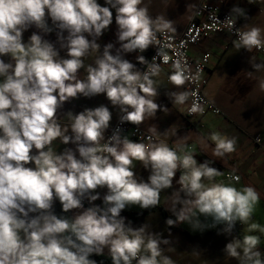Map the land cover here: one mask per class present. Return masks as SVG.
Here are the masks:
<instances>
[{
	"label": "clouds",
	"instance_id": "clouds-1",
	"mask_svg": "<svg viewBox=\"0 0 264 264\" xmlns=\"http://www.w3.org/2000/svg\"><path fill=\"white\" fill-rule=\"evenodd\" d=\"M232 17L246 18L247 12L234 4L223 21L211 14L208 19L226 25L238 50L264 48L261 28H237ZM113 23L115 43L102 46L99 40ZM175 30L172 20L149 15L143 0H0V264H97L91 257L103 256L105 249L111 264H173L160 247L168 240L146 233L143 225L132 227L121 212L155 207L178 170L167 226L216 228L217 235L229 237L240 222L249 233H264L257 223L248 224L259 199L252 186L216 182L221 172L213 162H198L183 146L154 140L155 125L148 128V143L120 135V125L139 126L166 110L154 99V78L161 72L156 57L146 63L136 55L138 63H146L140 71L125 54L152 46L167 63L168 45L157 33L164 37ZM89 52L98 55L85 66ZM249 62L252 70H264V63ZM82 68L85 76L79 78ZM198 78L199 69L192 73L180 59L173 60L167 76L177 88ZM257 84L264 91V79ZM101 94L108 105L69 109L64 113L69 124L58 122L65 103ZM166 96L176 105L191 97L189 114L204 111L195 91ZM114 110L118 124L105 137ZM209 139L214 157L235 150L234 137L213 132ZM56 140L66 146L62 151L53 150ZM134 162L148 172L146 180L134 171ZM234 173L231 180L238 182ZM259 243L256 235L231 236L222 253L237 264H264Z\"/></svg>",
	"mask_w": 264,
	"mask_h": 264
},
{
	"label": "crops",
	"instance_id": "crops-1",
	"mask_svg": "<svg viewBox=\"0 0 264 264\" xmlns=\"http://www.w3.org/2000/svg\"><path fill=\"white\" fill-rule=\"evenodd\" d=\"M199 0H143V5L148 7L149 15L156 17L164 16L173 22L179 33ZM217 4L221 10L228 11L234 4L245 8L247 17H234L241 26H257L264 34V0H207ZM102 2V0H101ZM115 23L102 35L99 42L115 43ZM29 35L24 33L25 39ZM48 39L54 40V34ZM149 48L141 53L125 54V58L132 62L138 70L144 64L136 61V55L144 57L146 62L149 55ZM208 54L207 82L203 87V94L218 107L223 115H214L210 112L186 116L183 113L184 105L172 104L166 93L180 91L184 86L177 88L168 79V70L161 68L160 74L154 79L157 81V95L154 97L158 105L166 107L165 111H157L154 117L146 118L141 124L148 132V128L155 125L158 140L165 143L181 145L184 151L194 154L198 162L209 160L213 167L220 170L221 175L215 177L216 182L232 183L235 187L252 186L259 195V199L253 208L248 224L257 223L264 227V91L258 87L257 80L264 79V70L254 71L250 67L252 63H263L260 55L237 49L233 41L226 34L216 33L209 37L201 38L188 50L189 56L198 60L202 54ZM98 53L89 52L84 58V65L92 64ZM251 73V75H249ZM78 77L85 76L84 69H80ZM108 105L104 96L98 95L92 98H79L71 103H65L64 109L58 113V122L61 125H68L69 120L64 114L71 109L74 112L80 111L83 107H94L99 104ZM110 110L111 109V106ZM118 110L113 111V124L117 117ZM218 132L229 138H235V150L225 154L223 157H214L212 149L214 143L209 139L210 134ZM124 135H122L123 137ZM259 137L256 142L254 137ZM130 139V138H129ZM132 140V139H131ZM100 143V142H99ZM66 146L59 140L53 141L54 151H62ZM135 172L145 180L148 172L144 170L139 162H134ZM239 176V181L232 182L225 180L223 174L230 171ZM178 170L174 177L173 185L163 189L159 194V201L155 207L140 209L138 206L126 208L121 215L130 220L132 227L143 225L146 233L158 234L157 238L168 240L167 244L160 245L162 255L169 257L173 264H237V260L222 253L224 244L231 236L241 239L246 234L256 235L260 238L259 250L264 254V233L259 230L249 233L247 224L237 222L232 230L231 236L217 235V229H207L203 232L193 231L188 224H177L169 227L165 220L171 216L169 209L172 207L174 192L178 185L175 179L178 178ZM94 203L100 204V200ZM87 207L86 205H84ZM70 216L73 213H69ZM203 220V217H201ZM221 226H217L219 228ZM104 255H108L105 249Z\"/></svg>",
	"mask_w": 264,
	"mask_h": 264
},
{
	"label": "built area",
	"instance_id": "built-area-1",
	"mask_svg": "<svg viewBox=\"0 0 264 264\" xmlns=\"http://www.w3.org/2000/svg\"><path fill=\"white\" fill-rule=\"evenodd\" d=\"M209 14L214 15L218 17L219 20L223 21L225 16L228 14V11H223L220 9V7L217 4L210 3L207 0H199L183 26L182 30L179 33H169L167 36L161 37L159 33H157L158 40H162L165 44L168 45L166 48L167 54L169 56V60L167 63H163L160 57L156 56V48L150 46L149 47V55L147 57V62H152L153 58L156 57V62L160 64V67H164L169 71L171 70V64L173 60L180 59L190 69L192 73H196L197 69H199V78L194 83H186L184 86V89L191 91H195L196 96L199 98V100L202 102L204 111L210 112L214 115H223V112L214 105V103L208 99L203 94V87L205 86L207 82V64H208V54L204 53L201 55V57L198 60L192 59L189 54L188 50L191 45H195L201 38L209 37L216 33L226 34L230 39L233 41L235 39V36L231 31H229L225 24L223 23H213L208 19ZM235 19L234 17H232ZM235 26L237 28L240 27L238 22L235 19ZM254 53L260 55L262 58V61L264 63V48L257 51L256 49L252 50ZM146 63L141 67V71H143L146 68ZM191 104V97L189 98V101L186 103L183 113L186 116H194L196 114H202V113H192L189 114L188 112V106ZM118 124V118L116 117L113 124L110 126V128L106 131L105 137L111 134L112 129H114ZM121 132L120 135L127 136L128 138L148 143L149 139L148 137L151 135L149 132H147L142 125L134 126L128 123L120 125ZM153 139H157L156 136H153ZM256 142H259V137H254ZM105 141L101 140L100 144H103ZM170 148H175V145L169 144ZM231 174H233L230 171H225L223 174V177L225 180L236 182L231 180ZM237 175V174H235ZM84 205L89 206L87 201L84 202Z\"/></svg>",
	"mask_w": 264,
	"mask_h": 264
},
{
	"label": "trees",
	"instance_id": "trees-1",
	"mask_svg": "<svg viewBox=\"0 0 264 264\" xmlns=\"http://www.w3.org/2000/svg\"><path fill=\"white\" fill-rule=\"evenodd\" d=\"M54 209H55L57 214H60V206H59L58 203H56L54 205ZM65 215H68L70 217L69 213H66ZM91 258L95 259L97 261V264H111L110 258L108 257V255H103V256H95V255H93Z\"/></svg>",
	"mask_w": 264,
	"mask_h": 264
}]
</instances>
